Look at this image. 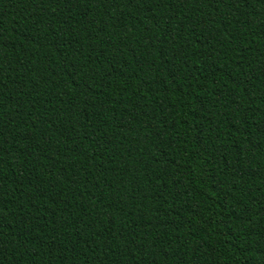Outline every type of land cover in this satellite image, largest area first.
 Segmentation results:
<instances>
[{"label":"trees","instance_id":"16d2710c","mask_svg":"<svg viewBox=\"0 0 264 264\" xmlns=\"http://www.w3.org/2000/svg\"><path fill=\"white\" fill-rule=\"evenodd\" d=\"M0 264H264V0H0Z\"/></svg>","mask_w":264,"mask_h":264}]
</instances>
